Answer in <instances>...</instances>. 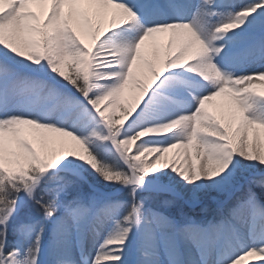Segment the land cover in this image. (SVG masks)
<instances>
[{
  "label": "snow or ice",
  "instance_id": "obj_1",
  "mask_svg": "<svg viewBox=\"0 0 264 264\" xmlns=\"http://www.w3.org/2000/svg\"><path fill=\"white\" fill-rule=\"evenodd\" d=\"M262 89L264 0H0V264L264 260ZM32 130L70 141L49 159ZM173 149L189 163L162 168Z\"/></svg>",
  "mask_w": 264,
  "mask_h": 264
},
{
  "label": "bare ground",
  "instance_id": "obj_2",
  "mask_svg": "<svg viewBox=\"0 0 264 264\" xmlns=\"http://www.w3.org/2000/svg\"><path fill=\"white\" fill-rule=\"evenodd\" d=\"M30 7L32 8L33 11L39 12L41 7H43V6L32 5ZM65 10L68 11L67 6H66ZM258 19H259V17H257V20ZM110 20H111V16H109L108 22H110ZM108 22H105V25H104L105 30H107ZM255 22L256 21L254 20L253 23H255ZM81 35H82V38L85 40V43L89 47H92L93 51H95V46L92 43L91 36H89L88 34H86L84 32H81ZM229 35H232V34H229ZM171 39H172V37H171V34L169 33V34L158 35L154 39H150L149 41L145 42V45L142 49V52L147 59L151 60L156 65L157 70H162V68H163L164 55L167 51L168 44L171 41ZM177 39L179 40L180 38L178 37ZM190 62H192V61L190 59H188V60H185L184 63L186 65L187 63H190ZM252 70H254V69L253 68H242L239 71L250 74ZM137 75L139 78L143 79L145 76L148 75V70L146 68H140L137 71ZM262 91H264V89H262ZM121 101H126L128 104H133L136 102L135 97L132 94L130 89L125 91V94H124ZM181 103H184V101H181ZM224 103H225V98L218 97L214 101L209 102V104L206 105V108L209 112L216 115L218 118L226 119V112H225V109L223 107ZM129 118L127 119L124 126H126L127 123L130 122L132 117H129ZM259 131H260L261 142L264 143V129H261ZM163 135H171V133H165ZM53 137H56V138L62 139V140L70 141V138L58 137L57 134H55V133H45V132H42L39 130L26 131L23 134L24 139H26L30 143H32L33 146L36 147L38 149V151H40L42 153V155L48 154L49 159H51V155L49 153V150L43 146V142L46 138H53ZM143 139H146V138H141V140H143ZM139 142L140 141H137V143H139ZM56 147H57V149H59V145H56ZM134 151H135V145H133V152ZM177 153H180V154L177 155ZM155 158H156L155 154L146 157V159L149 162L154 161ZM195 162L197 163V165L200 163L199 160L195 161ZM187 163H189V160H187L185 158V156L182 153V150L173 149L171 152L164 155V159L161 161V167L163 168L165 165L172 166L173 164H175L178 168H180V167L186 166ZM242 264H264V260H261L258 256H251V257H247L242 262Z\"/></svg>",
  "mask_w": 264,
  "mask_h": 264
},
{
  "label": "rangeland",
  "instance_id": "obj_3",
  "mask_svg": "<svg viewBox=\"0 0 264 264\" xmlns=\"http://www.w3.org/2000/svg\"><path fill=\"white\" fill-rule=\"evenodd\" d=\"M65 72L66 73H70V70L69 69H65ZM121 104L124 106V107H127L128 105H130V104H128L126 101H121ZM109 115H114V118L115 119H117V120H122V123H123V125H125V123H126V121H127V119L130 117H125V118H122L121 119V117H122V109H116L115 110V112L113 113V112H109L108 113ZM135 114V112H133V115ZM142 138H147V137H142ZM82 154H84V153H82ZM84 155H86V154H84ZM196 161H198V160H196ZM90 178H92L93 180H96V177H95V174L93 173L92 174V176L90 177ZM211 199H210V197H205L204 198V204H206V205H209V206H211ZM190 213V212H189ZM191 214V213H190ZM193 215V214H192ZM195 215H197V214H195Z\"/></svg>",
  "mask_w": 264,
  "mask_h": 264
},
{
  "label": "trees",
  "instance_id": "obj_4",
  "mask_svg": "<svg viewBox=\"0 0 264 264\" xmlns=\"http://www.w3.org/2000/svg\"><path fill=\"white\" fill-rule=\"evenodd\" d=\"M70 74V73H69ZM90 179H92V178H90ZM93 180V179H92ZM95 181V180H94ZM100 184L102 185L103 184V182L102 181H100ZM186 212H191L192 214H196V213H198L199 211H200V209L199 208H197L196 210H195V212H192V210L191 209H188L187 207L184 209ZM177 210L176 209H172V212H176Z\"/></svg>",
  "mask_w": 264,
  "mask_h": 264
}]
</instances>
